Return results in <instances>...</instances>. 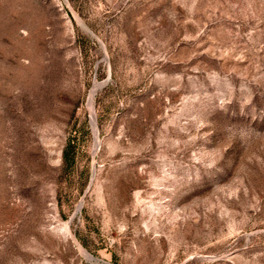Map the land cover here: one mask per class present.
Wrapping results in <instances>:
<instances>
[{"label":"rangeland","instance_id":"374dc122","mask_svg":"<svg viewBox=\"0 0 264 264\" xmlns=\"http://www.w3.org/2000/svg\"><path fill=\"white\" fill-rule=\"evenodd\" d=\"M0 264H264V0H0Z\"/></svg>","mask_w":264,"mask_h":264},{"label":"bare ground","instance_id":"6f19581e","mask_svg":"<svg viewBox=\"0 0 264 264\" xmlns=\"http://www.w3.org/2000/svg\"><path fill=\"white\" fill-rule=\"evenodd\" d=\"M93 96H94V92H93L92 96L90 97V101H89V105H90V107H92V104H93ZM84 252H85V251H84ZM85 254H86L87 257L90 258V255H89L87 252H85Z\"/></svg>","mask_w":264,"mask_h":264}]
</instances>
